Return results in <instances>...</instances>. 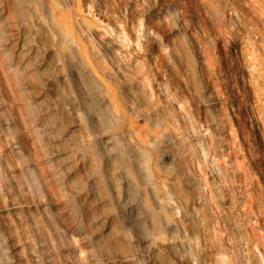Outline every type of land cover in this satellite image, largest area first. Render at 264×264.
I'll return each instance as SVG.
<instances>
[{"label":"rangeland","instance_id":"1","mask_svg":"<svg viewBox=\"0 0 264 264\" xmlns=\"http://www.w3.org/2000/svg\"><path fill=\"white\" fill-rule=\"evenodd\" d=\"M0 264H264V0H0Z\"/></svg>","mask_w":264,"mask_h":264}]
</instances>
